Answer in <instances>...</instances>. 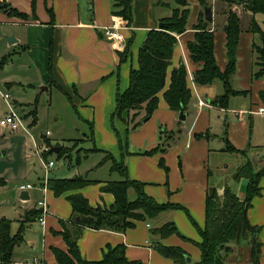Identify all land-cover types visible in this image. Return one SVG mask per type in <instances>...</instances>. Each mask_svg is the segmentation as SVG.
I'll use <instances>...</instances> for the list:
<instances>
[{
    "label": "crops",
    "instance_id": "crops-1",
    "mask_svg": "<svg viewBox=\"0 0 264 264\" xmlns=\"http://www.w3.org/2000/svg\"><path fill=\"white\" fill-rule=\"evenodd\" d=\"M204 2L212 7V22L203 18ZM176 7L173 0H133V19L128 23L123 17L113 14L114 0H0V24L5 26L2 33L7 39L2 45V53H8L6 63L17 53L27 54L29 66L38 77V85H46L44 90L47 91L57 89L85 124L89 134L84 135L88 138L79 141L91 143L86 151L100 150L87 152V157H100L90 166L78 167L72 172L76 173L75 176L81 175L94 181L90 185L56 196L46 187L45 178L41 179L43 199L49 206L50 214L46 219L44 246L37 253L31 252L33 260L38 259L39 264H59L53 249L68 250L61 234L64 229L62 221H69L72 214L68 195L80 193L94 207L109 208L113 205L114 195L104 192L102 187L108 181L122 180L123 176L111 170L113 160L104 161L107 152L127 165L129 177L142 182L148 196L159 203L178 207L153 220H137L134 227L125 232L84 229L78 246L82 257L89 261L101 260L109 248L123 246L128 260L124 264H175L159 252L157 246L161 243L181 247L189 254L190 264H197L201 251L192 241H201L200 231L206 223V200L210 187H216L222 199L225 187L230 186L240 200H244L249 180L243 177L236 181L233 179L234 173L248 160L253 161L256 169L264 165V113H259V109L264 108V76L255 77L260 68L256 47L261 45V37L250 30L253 18L263 27L264 14L253 15L241 5L232 6L241 18L242 32L237 51V69L231 77V85L234 90L245 93L230 96L226 107L215 106L211 101L224 93L223 81L198 85L194 80V74L201 65L192 60L188 43L199 30L197 25L200 21L207 22L215 35L218 66L221 70L228 66L224 27L227 22L225 11L230 6L217 0H189L186 31L176 35L178 42L168 68L166 89L172 71L184 64L192 92L185 109L186 120H180L179 112L169 107L164 90L159 94V105L151 118L133 130L128 142L124 136L123 145L120 146L111 120L116 97L129 87L130 72L138 67L139 49L148 33L159 29L162 20L170 18ZM12 9L26 16L21 17ZM114 21L118 22V30L125 38L123 49H119L116 41L103 34V28ZM123 53L125 58L121 55ZM10 79H4L8 89L13 88V81L16 82ZM200 101H205L206 105L200 106ZM116 123L124 135L126 124L119 120ZM163 126L168 128L163 129ZM168 130L172 131V136L167 138L163 132ZM43 139L51 144L46 136ZM228 146L244 150L247 154L229 152L225 150ZM259 185L261 194L253 198L248 218L253 225L261 227L259 239L262 254L259 264H264V177ZM4 186H0V190ZM32 189L28 190L30 199ZM20 191L18 187L11 191V195L15 198ZM132 193L136 199L134 189L129 191V197ZM34 211H38V208ZM27 213L28 210L25 215H20V224ZM170 222L190 240L177 234L166 238L152 234L154 228ZM27 246L34 247L32 242H28ZM237 251L238 247L235 246L230 255L232 263L249 264L248 252L245 256H239ZM14 253V264L29 262L16 261Z\"/></svg>",
    "mask_w": 264,
    "mask_h": 264
},
{
    "label": "trees",
    "instance_id": "trees-1",
    "mask_svg": "<svg viewBox=\"0 0 264 264\" xmlns=\"http://www.w3.org/2000/svg\"><path fill=\"white\" fill-rule=\"evenodd\" d=\"M173 1L177 7L173 10L172 16L162 20L165 23L163 28L154 29L148 33L139 49L138 67L133 68L130 72L129 87L123 93H118L116 97V107L111 120L114 129L117 131L118 129L115 127L117 120L124 122L128 130L130 126L135 129L144 120H149L158 108L159 94L164 90L163 95L166 102L176 112H180L182 108L186 109L191 99L192 92L188 86L187 70L184 64L172 71L171 81L166 89L168 68L171 65L174 49L178 42L176 35L186 31L190 14L189 0ZM217 1L227 3L230 6V9L225 11L227 22L224 27L227 39V68L221 70L218 66L215 56V35L208 28V23L205 21H200L197 25L199 30L196 32L194 39L188 43V50L192 60L201 65V68L194 74L195 83L209 85L216 80H222L225 91L212 100L211 104L226 107L230 96L245 93V91L234 90L231 85V77L237 69V51L242 32L241 18L232 9V6L241 5L253 15L264 14V0ZM132 2L133 0H114L113 14L121 16L128 23H131L133 19ZM206 6L208 4L204 2V7ZM12 12L21 17L26 16L16 9H12ZM250 30L253 33H258L261 37V45L256 47L258 53L257 64L260 68L255 77H262L264 76V23L261 27L253 18ZM125 53L121 55L124 57ZM7 61L8 57H3L0 61V69ZM142 111L143 115L139 119L138 117ZM132 112L135 113L132 114ZM125 113L127 114L126 117L124 116ZM30 114L33 116L31 125H35L37 123V110L31 111ZM46 142L49 143V140H46ZM119 142L122 147V138L119 139ZM66 150L61 147L58 156H62ZM225 150L242 155L247 154L246 151L238 150L233 146H228ZM89 151L100 150L92 149ZM108 160H113L111 170L113 172L117 171L123 176L122 180L108 181L102 187L104 192H110L114 195L115 201L111 207L103 208L102 206H92L90 201L80 193H72L67 196L72 206V214L69 221H62L64 229L61 234L68 245V250L53 249L59 264L128 263L123 246L109 248L101 260L89 261L84 259L78 246V240L84 229L125 232L134 227L137 220H153L162 213L178 207L170 203H159L148 196L144 192V184L129 177L127 165L123 161H117L111 153L107 152L104 161ZM243 177L249 180L248 193L244 200H240L230 186L225 187L222 199L216 187L212 186L208 190L206 223L200 231L201 241H192L201 251V259L197 264H234L230 260V255L234 252L235 246L243 245V242H247V246H249V264L260 263L262 242L259 239V232L261 227L250 222L248 211L252 206L253 198L261 194L259 184L261 178L264 177V165L256 169L253 161L248 160L233 175V179L236 181ZM93 182L79 175L72 178H49L47 186L56 196H60L83 188ZM5 184L6 181L0 178V186ZM131 189H134L137 193L134 200L129 197ZM39 214V210L28 211L26 219L22 220L15 234L12 233V221L7 218L0 219V264H14L12 262L14 249L24 240L23 234L27 222L39 218ZM152 234L160 238L177 234L186 240H190L181 235L172 222L154 228ZM157 247L163 256L172 259L175 264H190L187 260L189 254L181 247L165 246L161 243Z\"/></svg>",
    "mask_w": 264,
    "mask_h": 264
},
{
    "label": "rangeland",
    "instance_id": "rangeland-1",
    "mask_svg": "<svg viewBox=\"0 0 264 264\" xmlns=\"http://www.w3.org/2000/svg\"><path fill=\"white\" fill-rule=\"evenodd\" d=\"M4 27L3 24H0V60L8 54L2 53L3 41L7 40L2 33ZM14 49L18 50V48ZM27 57V54L17 53L4 65L3 69H0V119L9 112L8 104L2 95L8 93L10 95L9 102L23 116L30 131V134H27L23 130L15 132L0 126V177L6 181V185L0 190V218L5 217L12 221L13 234L20 227V215H25L27 210L36 209L38 202L43 200L44 191L41 189L40 181L46 177L44 160L55 163V166L49 171L50 175H47L48 178L62 176H65L63 178H72L75 177L76 173H72L75 169L90 166L94 160L100 157V155L86 156V148L91 143H88L87 140L79 141L88 138L84 135L85 133L89 134L85 124L82 123L81 118L65 96L57 89L52 88L47 91L44 90L46 85H38V77L35 70L29 66ZM5 78L16 80V82L13 81L12 89L6 88ZM31 109L37 110V123L35 125H31L33 116L28 111ZM142 115L143 111L138 118L140 119ZM124 116L126 117L127 114L125 113ZM115 127L119 129L116 122ZM162 128L167 129L168 127L163 126ZM133 130L130 126L129 130L128 128L125 129L124 135L119 130L114 129V132L118 139L124 140L125 136V141L128 142ZM163 133L167 138L172 136L170 130ZM45 136L50 139L52 147L63 146L67 149L65 153L60 157L58 153L54 152H50L46 156L39 155L35 143L43 151L45 146L49 145L43 139ZM32 137H34L35 143ZM28 184L34 188L30 200L22 201L20 194L16 195L15 198L11 195L13 193L11 191H15L21 185ZM130 199H134L133 193L130 195ZM25 203L26 206H24ZM45 235L46 227H41L38 217L27 222L26 231L23 234L24 240L16 246L14 259L19 262L33 260L31 254L37 253L39 249L43 248L46 241ZM28 242H32L34 247L29 248ZM237 247L239 256L247 254L249 248L247 242H243V245Z\"/></svg>",
    "mask_w": 264,
    "mask_h": 264
},
{
    "label": "built area",
    "instance_id": "built-area-1",
    "mask_svg": "<svg viewBox=\"0 0 264 264\" xmlns=\"http://www.w3.org/2000/svg\"><path fill=\"white\" fill-rule=\"evenodd\" d=\"M119 24L117 21L110 26H106L103 28V34L105 37L112 39L113 41L117 42L118 48L123 49L125 46V38L121 32H119ZM3 98L5 99L6 103L9 107V112L0 119V126L7 127L12 131H20L23 130L24 132L30 134L29 128L25 123V120L22 115H20L16 109L14 108L13 104L9 102L10 95L8 93L2 94ZM200 106L206 105L205 101L199 102ZM259 113H264V108L259 109ZM49 134V133H48ZM35 147L37 153L41 156H46L48 153L52 152V146L47 144L43 151L39 149V146L35 143ZM44 168L46 170V177H45V185L47 187L49 171L55 166L54 161H43ZM31 185H22L20 186V190H29L31 189ZM37 208L40 211L39 222L40 225L45 228L46 227V218L50 214L49 206L45 199L40 200L37 204ZM40 261L38 259H34L33 261H29L27 264H39Z\"/></svg>",
    "mask_w": 264,
    "mask_h": 264
},
{
    "label": "water",
    "instance_id": "water-1",
    "mask_svg": "<svg viewBox=\"0 0 264 264\" xmlns=\"http://www.w3.org/2000/svg\"><path fill=\"white\" fill-rule=\"evenodd\" d=\"M206 21L208 22H212L213 21V12H212V7L210 6H206L204 8V17H203ZM165 26V23H160L159 24V28H163ZM10 41V40H9ZM179 119L184 121L186 120V114H185V109L182 108L179 112ZM145 122V120H144ZM60 151L59 147H53L52 148V152L54 153H58ZM20 198L24 201H28L30 200V193L28 190H22L20 191ZM188 262H191V258L187 257Z\"/></svg>",
    "mask_w": 264,
    "mask_h": 264
}]
</instances>
